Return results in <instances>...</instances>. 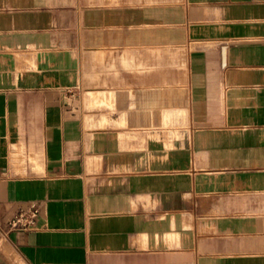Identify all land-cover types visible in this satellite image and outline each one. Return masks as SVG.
Listing matches in <instances>:
<instances>
[{"label":"crops","instance_id":"crops-1","mask_svg":"<svg viewBox=\"0 0 264 264\" xmlns=\"http://www.w3.org/2000/svg\"><path fill=\"white\" fill-rule=\"evenodd\" d=\"M0 264H264V0H0Z\"/></svg>","mask_w":264,"mask_h":264},{"label":"built area","instance_id":"built-area-1","mask_svg":"<svg viewBox=\"0 0 264 264\" xmlns=\"http://www.w3.org/2000/svg\"><path fill=\"white\" fill-rule=\"evenodd\" d=\"M40 212L41 206L38 203H31L27 207L19 209L9 222V229L24 232L35 230Z\"/></svg>","mask_w":264,"mask_h":264}]
</instances>
